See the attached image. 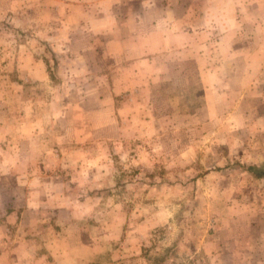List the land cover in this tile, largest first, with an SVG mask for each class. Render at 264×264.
<instances>
[{
    "label": "rangeland",
    "instance_id": "374dc122",
    "mask_svg": "<svg viewBox=\"0 0 264 264\" xmlns=\"http://www.w3.org/2000/svg\"><path fill=\"white\" fill-rule=\"evenodd\" d=\"M71 3L0 0V221L11 194L27 202L9 227L27 264H264V0H176L209 10L208 70L190 57L121 90L111 123L56 48L89 15ZM226 40L256 80L215 79Z\"/></svg>",
    "mask_w": 264,
    "mask_h": 264
},
{
    "label": "crops",
    "instance_id": "0c3cea01",
    "mask_svg": "<svg viewBox=\"0 0 264 264\" xmlns=\"http://www.w3.org/2000/svg\"><path fill=\"white\" fill-rule=\"evenodd\" d=\"M76 1H79L77 6L74 3L69 6L83 12L86 10L89 15L83 16V25L79 20L80 26L74 23V17L68 20L73 25L65 20L63 28L65 31L69 29L72 34L56 48L66 50V56L74 64L84 65L85 74L77 79L91 82L86 87L90 90L86 95L93 93V97L99 99V111L108 114L107 123H111L113 95L121 90L143 91L150 82L154 86L161 74L163 79H172L175 76L174 67L177 64L185 66L190 57L198 60L199 72L206 73L208 70L205 64L208 58L207 28L202 26L208 8L200 10L192 19L185 8L177 9L176 0ZM230 31L227 30L225 34ZM197 34H201V37ZM237 44L238 40H226L221 41L217 48L213 47L215 63L210 71L216 80H231L234 74H247L251 80L258 78L255 71L252 75L253 70L248 66L251 58L246 56L247 47ZM261 63H264V59L258 64ZM185 73L184 78L190 77V73ZM102 123L105 125L106 121ZM19 199L20 196L11 194L4 209L6 220L0 221V264H27V235H19L9 229L14 227L13 217L18 211L27 213V202L17 204Z\"/></svg>",
    "mask_w": 264,
    "mask_h": 264
}]
</instances>
